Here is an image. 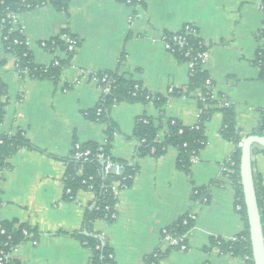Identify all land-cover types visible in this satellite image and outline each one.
<instances>
[{"label":"crops","instance_id":"crops-1","mask_svg":"<svg viewBox=\"0 0 264 264\" xmlns=\"http://www.w3.org/2000/svg\"><path fill=\"white\" fill-rule=\"evenodd\" d=\"M261 0H70L66 10L45 3L16 15V28L37 64L67 60L56 80L22 76L3 45L0 30V83L5 102L0 134L20 131L38 150L26 147L5 160L0 168V221L25 223L36 228L35 240L13 251L20 264H90L91 252L73 232L81 230L85 211L94 201L90 190L64 197V177L75 145L94 142L107 146L109 156L137 165L129 187L115 193L116 217L95 219L91 230L112 248L116 264H144L156 249L166 250L162 230L185 212L194 224L185 235L187 249H172L160 264H248L244 258L223 253L211 240L228 241L244 229L234 205V189L222 175L233 144L220 133L222 114L214 111L206 122V145L191 161L190 174L177 169V150L168 147L160 157L140 155L131 138L136 121L145 116L160 125L157 138L167 133V119L196 126L198 90L187 92L190 67L168 51L163 35L185 25L196 28L208 44L205 70L213 81L214 97L233 105L236 123L249 133L264 113V80L254 63L264 47V11ZM79 42L66 54L64 36ZM58 37L62 46L47 50L42 43ZM122 74L151 94L183 92L161 106L152 102L114 103L109 116L117 130L86 116L102 97L93 74ZM253 168L264 185V153L254 151ZM80 170L78 171V173ZM206 203L194 202L195 188L212 181Z\"/></svg>","mask_w":264,"mask_h":264},{"label":"trees","instance_id":"trees-1","mask_svg":"<svg viewBox=\"0 0 264 264\" xmlns=\"http://www.w3.org/2000/svg\"><path fill=\"white\" fill-rule=\"evenodd\" d=\"M70 0H0V28L3 36V45L7 53L17 57V69L28 70L32 78L56 80L67 64V60L59 61L58 65L37 64L31 52L29 51L26 38L17 28L12 29V24L6 17L7 13H21L25 10L32 9L45 3L52 4L58 10H66ZM264 5V0H261ZM196 28L191 25H185L181 28L179 36L186 40L183 47H176L172 53L180 61L187 62L193 59V67L190 70L189 84L187 92L198 90V108L199 118L196 126H184L179 120L172 118L167 119V133L162 140L157 138L160 125L154 124L152 118L142 116L136 121L131 138L138 142V153L140 155H152L160 157L168 147H174L177 150L176 167L177 169L190 174L192 158L197 156L206 145L205 128L206 122L214 111L222 114V126L220 133L224 139L233 144V150L224 161L222 175L227 176L231 181L234 189V205L239 206L237 209L240 214L244 229L238 234L234 241H225L221 238L211 240L221 252L229 253L234 256L244 258L248 264H253L251 247L249 241L248 225L246 219L245 205L240 185L239 176V156L240 144L242 140L250 135H264V117L249 133H242L236 123V114L232 104L215 105L217 100L211 96L213 81L205 70V63L199 53L206 52L209 48L198 36L191 35ZM167 36L172 34L167 32ZM57 46H62V41L58 38H52L43 42V47L47 50H53ZM189 51L190 55L185 53ZM70 58V57H69ZM254 63L259 69V77L264 80V47L259 48L256 52ZM4 61H0V66ZM98 86L103 89L109 87L107 92L102 93L99 103L86 112V116L98 122L107 124V134L111 135L117 130L116 124L109 116V110L114 103L131 102V103H148L152 102L156 106H161L169 98L180 95L183 92L172 90L167 96L151 94L143 86L122 74L112 71H101L92 75ZM210 82L207 83V80ZM4 86L0 83V97L4 94ZM204 98V101H202ZM224 98V97H220ZM226 99V98H224ZM208 105V106H205ZM5 102L0 101V122L4 115ZM26 147L28 149L38 150L32 143L26 139L20 131L13 135L0 134V168L4 166L5 160L13 155L18 148ZM259 148H255V150ZM89 151L87 160H75L70 158L64 159L67 163V169L64 177V197L69 199L79 190H91L94 193L95 201L85 211L84 221L81 230L73 232L72 235L79 238L91 252L90 264H116L113 257L112 248L107 244L104 237L91 230L92 222L95 219H104L112 222L116 214L115 203L116 196L112 191V184L119 181V189L129 187L132 184L133 177L137 170L135 163L128 164L124 160L115 159L109 156L107 146H100L97 143L89 142L80 145L79 149L73 147L71 155L77 151ZM264 153L263 149H260ZM100 155H103L100 157ZM109 158L114 163L122 167L120 175L109 173L104 174L103 166L105 160ZM80 172L78 173V171ZM218 184L214 180L207 186L195 188L192 193L194 202L206 203L209 197V191L212 185ZM254 186L258 209L261 214V222L264 231V185L259 175L254 177ZM69 192H65L66 190ZM194 224V215L190 211L185 212L174 224L167 226L162 232V240L166 237L178 239V243L168 246L166 250L156 249L146 259L144 264H160V260L172 249H180L184 246L187 249L185 235L191 230ZM1 230L4 233H1ZM38 234L35 227L25 223L14 225L12 221H0V264H20L14 258L13 251L16 247L27 240H35ZM183 249V250H184Z\"/></svg>","mask_w":264,"mask_h":264},{"label":"water","instance_id":"water-1","mask_svg":"<svg viewBox=\"0 0 264 264\" xmlns=\"http://www.w3.org/2000/svg\"><path fill=\"white\" fill-rule=\"evenodd\" d=\"M264 150V135L250 134L240 144L239 176L253 264H264V231L254 186V149Z\"/></svg>","mask_w":264,"mask_h":264},{"label":"built area","instance_id":"built-area-1","mask_svg":"<svg viewBox=\"0 0 264 264\" xmlns=\"http://www.w3.org/2000/svg\"><path fill=\"white\" fill-rule=\"evenodd\" d=\"M127 3L129 4H140L143 0H126ZM260 6L262 8V10L264 11V5L262 3H260ZM18 13H7L6 17L9 19V22L12 24V29H17L16 28V15ZM1 30V28H0ZM181 29L177 30V31H174V32H169L172 34L171 37L167 36L166 33L163 35V41H164V45L166 47V49L168 51H170L171 53H174L175 52V49L176 47H183L185 44H186V40L184 37L182 36H179V33H180ZM191 35L193 36H197V33L193 30V32H191ZM64 40H65V44H66V48H65V51H66V54L68 57H71L74 52L76 51L77 47H78V40L75 36L71 35V34H66L64 36ZM43 45V43H42ZM186 56H189L190 55V52L187 51L185 53ZM207 55H208V50L206 52H203V53H199L197 56L198 57H201L204 61V63H206V59H207ZM13 56V59H14V62H15V67H17V57L15 55H12ZM193 59H190L187 61V63L189 64V67L190 69H192L193 67ZM59 61L58 59H55L51 64L52 65H58L59 64ZM19 71V69H18ZM19 73L22 75V76H27V77H31V75L29 74L30 72L26 69H22L19 71ZM94 78V77H93ZM95 79V78H94ZM96 80V79H95ZM210 82V79L207 80V83ZM102 92H107L109 90V87H106V88H103L101 89ZM172 89L169 90V92H171ZM211 96L214 97V94L211 93ZM217 102L214 103L215 105H211V106H217V105H229L230 102H228V100L224 99V98H220V97H214ZM0 101L4 102L3 98H0ZM202 101H204V98H202ZM205 106H208V105H205ZM264 117V113L262 115V118ZM262 120V119H261ZM75 148L79 149L80 145H75L74 146ZM88 155H89V151L86 150V151H77L75 152L73 155H71L70 157L72 159H75V160H87L88 158ZM103 155H100V157H102ZM194 158V157H193ZM192 158V159H193ZM103 172L104 174H109V173H114V174H118L120 175L122 173V167L117 164V163H114L113 161H111L109 158H107L104 162V166H103ZM119 181H115L113 182L111 188H112V191L113 193L115 194L116 191L119 189ZM91 191V190H90ZM65 192H69V190L67 189ZM236 209H239V206H236ZM190 214L194 215L193 213L190 212ZM113 217H116V214L113 215ZM165 228L162 230V232H164ZM1 233H4L3 230H1ZM237 236H233L231 237L230 241H234L237 239ZM167 245H175L178 243V239H175V238H172V237H166L164 240H163ZM180 249H184V246H180Z\"/></svg>","mask_w":264,"mask_h":264}]
</instances>
